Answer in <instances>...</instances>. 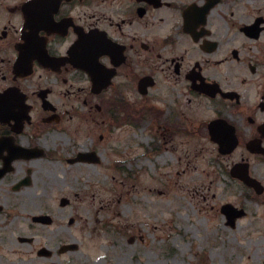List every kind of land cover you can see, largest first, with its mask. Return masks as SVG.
Segmentation results:
<instances>
[{"label": "rangeland", "instance_id": "obj_1", "mask_svg": "<svg viewBox=\"0 0 264 264\" xmlns=\"http://www.w3.org/2000/svg\"><path fill=\"white\" fill-rule=\"evenodd\" d=\"M234 7L233 20L224 16L228 23L264 16V0H236ZM17 18L0 10V30L16 25ZM221 33L231 44L234 28ZM232 44L227 46L234 49ZM258 46L264 45L252 44L243 56L257 53ZM224 55H230L225 44L215 56L219 66L206 74L234 76V61H223ZM12 66L0 58V92L11 83ZM33 74L34 82L24 83L31 96L46 84L41 70ZM86 87L80 80L78 119L69 121L70 126L64 124L57 134L27 130L19 139L47 155L40 163L16 164L19 176L27 168L34 171L30 186L12 192L0 184V264H264V195L252 198L245 186L234 183L229 175L233 158L219 155L199 127L219 106L191 102L184 127L168 125L165 116L159 119L153 112L132 121L121 112L109 123L89 104L82 107L83 99H91ZM53 90L52 98L60 96L64 104L76 97ZM125 98L139 107L136 95ZM36 101L30 100L33 116L39 111ZM79 153H94L96 161L66 162ZM254 171L264 174V164ZM62 199L68 204L60 205ZM226 204L245 212L234 226L221 213ZM39 216L50 223L32 220ZM64 246L76 250L37 256L40 249L55 252Z\"/></svg>", "mask_w": 264, "mask_h": 264}, {"label": "flooded vegetation", "instance_id": "obj_2", "mask_svg": "<svg viewBox=\"0 0 264 264\" xmlns=\"http://www.w3.org/2000/svg\"><path fill=\"white\" fill-rule=\"evenodd\" d=\"M3 1L0 10L18 16L16 25L0 30V58L13 63V77L5 90L18 94L26 113L18 121H0V138H10L14 147L31 152L18 157V153L8 152L7 145L2 148L0 184L12 192L31 185L34 171L27 168L19 176L15 166L20 161L40 163L47 153L26 147L19 139L27 130L57 134L64 130V124L70 126L69 121L77 120V93L80 80H84L91 99H83L82 107L89 104L109 123L116 112L126 114L128 121L142 112H153L156 118L165 116L168 125L184 127L191 102L219 106L214 117L201 121L199 127L207 134V124L214 120H224L232 127V151L219 155L233 158L228 168L235 184L245 186L252 198L264 195V174L254 171L256 165L264 164V46L243 56L252 44L264 45V16H254L246 23H228L224 16L234 17L236 0ZM224 28H234V49L222 36ZM223 44L230 53L223 61H234V76L230 78L206 74L219 66L215 56ZM21 54L31 62V72L24 76L14 74ZM203 56H209L211 62ZM80 62L89 63L88 74L77 68ZM36 68L42 71L46 84L38 86L31 96L24 83L34 82ZM54 88L61 90V95L75 93L76 97L66 104L60 96L54 100ZM128 94L137 96L139 107L127 102ZM32 97L39 104L34 116ZM94 100L97 102L92 104ZM76 156L66 162L74 164L71 160ZM35 218L36 223H50L47 217ZM62 253L63 248L55 252L40 249L37 256Z\"/></svg>", "mask_w": 264, "mask_h": 264}, {"label": "water", "instance_id": "obj_3", "mask_svg": "<svg viewBox=\"0 0 264 264\" xmlns=\"http://www.w3.org/2000/svg\"><path fill=\"white\" fill-rule=\"evenodd\" d=\"M25 54H21L20 59L17 61V63L14 66V74L18 76H24L29 74L31 71L29 70L31 62L28 60H25ZM80 69L84 71L89 70V64L88 63H79L77 65ZM22 103L20 97L18 94L13 92L12 90H6L5 92L0 94V121L1 122H7L8 120L14 119L15 121H18V119L26 113V111L22 108ZM20 113V114H19ZM208 131L211 141L216 143L218 145V151L221 154H229L232 151V148L234 146L233 141V129L230 125H228L225 121L222 120H216L213 122H210L208 124ZM10 140L8 139H0V152L2 148L7 145L8 152L10 153H18L20 157L22 154L29 153L31 151L22 149L19 147H14L12 143L10 142L11 146H9ZM87 156L79 155L75 161L78 160H85ZM11 160V159H10ZM246 180V179H244ZM67 201L65 199L61 200V205H65ZM236 209H234L231 205L227 204L221 207V213L226 216L227 219V225L234 226V221L236 218H239L242 216V212L235 213ZM67 248L70 249H76L74 246H69Z\"/></svg>", "mask_w": 264, "mask_h": 264}, {"label": "bare ground", "instance_id": "obj_4", "mask_svg": "<svg viewBox=\"0 0 264 264\" xmlns=\"http://www.w3.org/2000/svg\"><path fill=\"white\" fill-rule=\"evenodd\" d=\"M11 254H12V257H14V256H16L17 251L14 250V251L11 252Z\"/></svg>", "mask_w": 264, "mask_h": 264}]
</instances>
